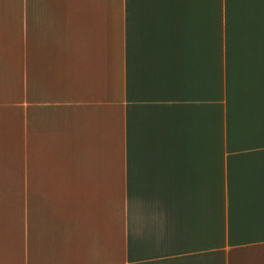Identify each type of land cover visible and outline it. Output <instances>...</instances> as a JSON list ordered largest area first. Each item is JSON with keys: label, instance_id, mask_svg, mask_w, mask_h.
Returning a JSON list of instances; mask_svg holds the SVG:
<instances>
[{"label": "crops", "instance_id": "0c3cea01", "mask_svg": "<svg viewBox=\"0 0 264 264\" xmlns=\"http://www.w3.org/2000/svg\"><path fill=\"white\" fill-rule=\"evenodd\" d=\"M0 264H264V0H0Z\"/></svg>", "mask_w": 264, "mask_h": 264}]
</instances>
